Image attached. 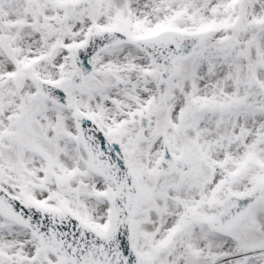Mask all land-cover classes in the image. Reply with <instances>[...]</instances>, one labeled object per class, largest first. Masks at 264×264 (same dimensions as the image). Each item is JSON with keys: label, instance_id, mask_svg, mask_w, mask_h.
Masks as SVG:
<instances>
[{"label": "snow or ice", "instance_id": "snow-or-ice-1", "mask_svg": "<svg viewBox=\"0 0 264 264\" xmlns=\"http://www.w3.org/2000/svg\"><path fill=\"white\" fill-rule=\"evenodd\" d=\"M0 264H264V0H0Z\"/></svg>", "mask_w": 264, "mask_h": 264}]
</instances>
